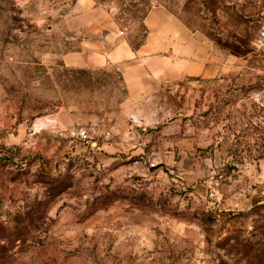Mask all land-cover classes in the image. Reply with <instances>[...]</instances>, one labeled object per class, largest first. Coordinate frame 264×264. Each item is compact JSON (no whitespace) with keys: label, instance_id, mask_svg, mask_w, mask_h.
Listing matches in <instances>:
<instances>
[{"label":"rangeland","instance_id":"rangeland-1","mask_svg":"<svg viewBox=\"0 0 264 264\" xmlns=\"http://www.w3.org/2000/svg\"><path fill=\"white\" fill-rule=\"evenodd\" d=\"M173 22L217 76L65 62ZM263 31L264 0H0V264H264Z\"/></svg>","mask_w":264,"mask_h":264},{"label":"crops","instance_id":"crops-1","mask_svg":"<svg viewBox=\"0 0 264 264\" xmlns=\"http://www.w3.org/2000/svg\"><path fill=\"white\" fill-rule=\"evenodd\" d=\"M161 19L165 21L163 17ZM146 23L151 26L153 22L148 17ZM101 31V26L92 29L82 50L67 53L66 64L71 67L115 64L121 69L127 86L135 91L148 87L153 76L211 78L219 74L218 70H210L212 66H218L213 44L182 22H173L169 30L151 29L137 47L115 29L106 33Z\"/></svg>","mask_w":264,"mask_h":264},{"label":"built area","instance_id":"built-area-1","mask_svg":"<svg viewBox=\"0 0 264 264\" xmlns=\"http://www.w3.org/2000/svg\"><path fill=\"white\" fill-rule=\"evenodd\" d=\"M262 36L264 37V31L262 32ZM81 135H86V132L83 131Z\"/></svg>","mask_w":264,"mask_h":264}]
</instances>
